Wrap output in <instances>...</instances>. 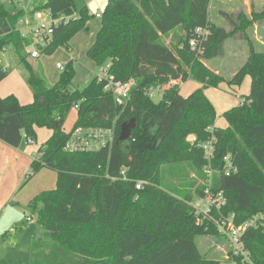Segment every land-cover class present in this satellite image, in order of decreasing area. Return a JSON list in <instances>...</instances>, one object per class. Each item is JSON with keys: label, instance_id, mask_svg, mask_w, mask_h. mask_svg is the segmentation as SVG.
Returning <instances> with one entry per match:
<instances>
[{"label": "trees", "instance_id": "1", "mask_svg": "<svg viewBox=\"0 0 264 264\" xmlns=\"http://www.w3.org/2000/svg\"><path fill=\"white\" fill-rule=\"evenodd\" d=\"M3 1L0 52L10 43L16 47L19 63L28 71L33 99L21 105L13 96L0 97V141L17 148L25 138L35 141L36 129L52 131L20 186L42 168L56 173L55 189L40 192L27 205L32 215L42 206L37 214L42 238L32 239L29 264H204L207 258L200 254L196 238L211 234L221 240L215 227L205 232L197 225L203 216L194 215L192 203L204 196L206 188L211 194L222 193L224 219L232 217L235 225L264 216V52L250 49L247 61L228 82L239 87L249 76L250 94L223 114L226 128H217L204 90L216 88L224 79L206 69L188 45L194 31L206 30L205 52L199 57L218 56L226 35L209 21V6L215 0L107 2L86 56L97 68L110 64L115 80L133 81L125 107L115 105L111 92L104 91V83L96 77L81 88L73 86L72 62L63 67L53 86L48 85L21 55L29 42L16 25L25 12L9 14ZM77 1L48 0L45 9L51 16L68 20L54 30L53 43L41 54L59 48L69 52L72 37L96 18L85 6L78 8ZM167 37L169 44H164ZM6 77L0 72V82ZM188 79L201 85L188 97L179 94L178 84L167 88L157 103L145 94L150 87ZM72 109L77 115L71 131L114 127L113 145L97 152H65L71 131L66 133L63 126ZM132 119L131 136L118 141L121 125ZM190 135L195 137L193 144L187 141ZM210 141L213 159L208 163L198 145ZM227 156L235 167L229 176L224 171ZM184 161L206 181L194 195L163 180L167 167ZM122 169L128 181L120 178ZM138 181L146 182L141 190L135 188ZM241 243L247 261L228 248L226 255L236 264H264L263 229L247 230Z\"/></svg>", "mask_w": 264, "mask_h": 264}, {"label": "rangeland", "instance_id": "2", "mask_svg": "<svg viewBox=\"0 0 264 264\" xmlns=\"http://www.w3.org/2000/svg\"><path fill=\"white\" fill-rule=\"evenodd\" d=\"M108 1L78 0L76 5L78 8L86 6L90 14L101 10L103 12ZM47 2L48 0H4L3 6L9 14H15L19 11L28 13L35 9H45ZM261 14H264V0H215L209 6L210 23L216 28L223 30L226 36L221 41V48L217 57L202 60L199 56H202L204 51L197 58L211 73L224 79L216 88L209 87L204 90L205 96L213 105L216 115L215 127L217 128H226L223 114L241 104L242 100L250 94L251 78L249 76L243 78L239 87L229 85L228 82L233 79L235 73L247 61L250 49L256 52H264V15L261 17ZM99 26L100 20L94 19L89 23L88 30L83 29L72 37L69 41V52L59 48L53 54H40L39 58L30 59L26 49H24L21 51V55L28 58L32 70L38 76L43 77L50 86L57 82L58 76L62 71L56 67L57 64L65 67L66 64L72 62L75 71L73 86L81 88L92 77L98 75L97 67L87 58L86 51L93 42ZM16 29H19V27L16 26ZM175 32L180 34L181 30L176 28ZM170 39L168 37L163 39L164 44H169ZM0 61L3 70L7 73V77L0 82V97L13 96L23 105L31 103L33 95L27 84L28 71L19 63L20 54L13 44L10 43L0 52ZM177 84L180 95L183 97H188L201 87L198 82L191 79L177 82ZM161 97V92H156L152 100L157 103L161 100ZM76 115L75 109L68 113L63 126V130L66 133L71 131L76 121ZM51 135L52 131L50 129H36L35 144L28 145L23 139L20 145L34 149L36 153L37 149ZM187 141L193 144L195 137L190 135L187 137ZM198 148L202 151L200 144ZM24 176H22L21 181H23ZM163 180H166L171 188L186 190L192 195H194L195 189L199 184L206 182L199 179L197 172L192 168L189 161L167 167L163 173ZM24 186L25 188L21 191L17 201L11 203L15 204L18 209L8 204L6 213L2 212L0 217V261H5L9 264H29L32 239L42 238V229L37 224V214L42 208L41 204L38 205L36 213L32 215L27 205L24 204L23 206V203L19 202V198L30 193H33L31 195L35 197L41 191L55 189L56 173L50 169L42 168L32 177V181L27 182ZM21 188L18 186L19 190ZM4 191H2L1 195ZM205 202V199L195 198L193 201L194 215H197V210L205 209ZM219 204V207H215L208 216L197 220V225L204 226L205 232L209 231V226H213L221 237V240H219L215 235L208 234L196 238L195 242L200 254L207 258L204 264H212L216 260H219L221 264L231 259L230 256L226 255L228 249L232 252L231 245L218 226L219 220L225 217L222 214L225 204L224 197H222ZM28 217L31 218L29 221L27 220Z\"/></svg>", "mask_w": 264, "mask_h": 264}, {"label": "built area", "instance_id": "3", "mask_svg": "<svg viewBox=\"0 0 264 264\" xmlns=\"http://www.w3.org/2000/svg\"><path fill=\"white\" fill-rule=\"evenodd\" d=\"M96 18H100V15H96ZM68 18H53L49 11L44 10H32L20 18L17 22L21 38L26 39L29 45H24L23 50L26 49L27 55L30 59H37L41 54L42 50L47 49L53 43L54 30L61 24L67 22ZM209 36V32L206 30L197 29L194 31L191 39L189 40V49L195 52L197 56L201 55L205 50V43ZM31 47V49H30ZM57 68L63 70V66L57 64ZM110 64H105L97 68L98 75L96 76L98 82L104 83V91L111 92L113 100L116 106L125 107L131 99V90L134 86L132 80L128 82H120L115 80L114 76L109 72ZM0 72L6 73L0 61ZM177 85L176 81H171L165 86H153L147 89L146 95L149 98H153L156 92H161V94L170 87ZM26 144L33 145L35 141L30 138L24 139ZM115 141V129L110 128H82L78 127L73 129L69 133V137L64 145L63 150L68 153H90L97 152L101 149L110 148ZM202 149L203 157L206 162H210L213 159V146L212 141L200 144ZM39 149V148H38ZM40 154L37 152L33 155V160H38ZM225 162V175L229 176L231 172L235 171V167L230 161L229 156L224 158ZM120 178L122 180L128 181L126 178V170L122 169L120 171ZM146 182L138 181L135 182L136 190H141ZM223 195L221 192L211 194L209 189L206 188L204 191L205 199L204 204L205 209L201 208L196 211L197 215L208 216L215 207H219V202L221 201ZM218 203V204H217ZM193 204V203H192ZM194 207V204H193ZM31 218L28 217L29 221ZM263 215H255L248 219L241 225H235L233 218H222L218 222V226L223 235H225L231 245L232 255L243 257L245 261L248 260L246 253L243 250L241 238L243 234L249 229L263 228ZM243 260V261H244ZM221 264H236V262L231 258L226 262Z\"/></svg>", "mask_w": 264, "mask_h": 264}, {"label": "crops", "instance_id": "4", "mask_svg": "<svg viewBox=\"0 0 264 264\" xmlns=\"http://www.w3.org/2000/svg\"><path fill=\"white\" fill-rule=\"evenodd\" d=\"M101 13H102V10L100 12L90 13V14L92 15L94 14V16H96V15H101ZM95 20H99V18H95ZM99 29H100V26H99ZM96 34H95V37H96ZM95 37L93 38V42L95 40ZM93 42L91 43V45L93 44ZM27 62H28V58H27ZM72 83L74 84V79ZM34 154H35L34 149H31V148L29 149L27 146L23 147L20 145L19 147L16 148V147H11L7 144H4L3 142L0 141V206H1L0 207L1 208L0 217H1L2 212L6 213V209H8V206H7L8 204L18 209V207H16L15 204H11V203H14L15 201H17L18 196L20 195L21 191H23V189L25 188V186L23 188L20 187L21 186L20 184L22 183L21 181L22 176H24L27 173ZM30 181H32V179ZM18 186L21 188V190L18 189ZM2 191H4V193L1 195ZM31 194L33 193L22 196L21 198H19L20 199L19 202L23 203V206L24 204L28 205L29 201L34 196Z\"/></svg>", "mask_w": 264, "mask_h": 264}, {"label": "water", "instance_id": "5", "mask_svg": "<svg viewBox=\"0 0 264 264\" xmlns=\"http://www.w3.org/2000/svg\"><path fill=\"white\" fill-rule=\"evenodd\" d=\"M134 127H135V122L133 119L127 123H123L120 128L118 141L121 142L127 141L131 136V132L134 129ZM92 211L94 212L95 210L93 209Z\"/></svg>", "mask_w": 264, "mask_h": 264}]
</instances>
